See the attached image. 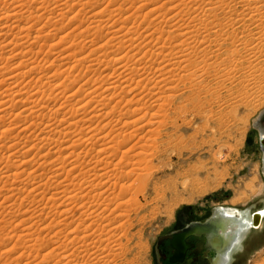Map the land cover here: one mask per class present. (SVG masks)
<instances>
[{
    "label": "rangeland",
    "instance_id": "1",
    "mask_svg": "<svg viewBox=\"0 0 264 264\" xmlns=\"http://www.w3.org/2000/svg\"><path fill=\"white\" fill-rule=\"evenodd\" d=\"M50 1L51 0H47V2L45 3V7H47L48 9L45 8L44 10L41 11L38 5L40 0H28V4L30 6V8L28 9L32 10L35 13L33 15H30L32 19L28 18L30 16L23 17V19L21 18L17 22L18 24L14 21L15 18L12 16H9L7 14L4 15L3 17L0 16V27L1 25L3 26V24H1L2 22L4 23V26L6 27L11 26L10 28H12V30L10 28L6 29V27L2 28L1 32L3 31V29L5 31H3L0 35V40L2 41L3 40L9 41L11 39L13 41L10 44H7V42L5 41H3V43L0 42L1 45L3 44L8 45V46H4L5 48L2 46V51L0 53V58L2 57L1 61H5V64L3 62L2 63L5 65V67L7 66V72H5V75L14 74L15 71L13 69L19 68L17 66L23 60H27V61L33 60L35 62V63L33 62V65L34 64L36 65V63L38 62L37 64H39V68H40L39 70L37 69L38 71L37 70L32 71L30 74L24 76L23 78L21 77L22 79L19 78L20 80H24V81L17 80L13 86H15L16 89H19L18 86L16 87V84L22 83L23 85H26L25 83H27L28 81L27 79L31 80L32 83H35L36 81L37 84L40 83L43 84L44 81L46 83L48 82L47 84L45 83V85L43 84L44 85L43 89H45V93L43 94V97L40 94H38L37 100H32L33 98L31 100L30 99L26 100L28 98L27 93L20 95V97L19 96L16 97L17 100L16 99L14 100L13 102L14 104H11V107L8 108V109L11 108L10 110H12L9 116L6 115L2 117V114L0 113L1 114L0 144L1 143L8 145L10 143L15 144L17 145V150L20 149L19 151L21 153L24 152L21 155L18 152L19 155L17 157H10L12 158L11 160L10 158L9 159L7 158L8 154L10 155L9 152H5L6 154L2 153L3 156L0 154L2 156L0 157L1 158L0 166L2 162L4 163L5 159H8L10 163L13 165L14 163L15 165H21L22 164L21 162L25 160L26 162L27 161L31 162L28 164H25L24 162L23 166L25 167L24 168L25 170H23V173L15 181L16 183L12 184L13 187L12 189H14L12 190V192L9 189L0 190V264H37V263L55 264L58 262L59 259L60 261L62 260L68 261L70 258H68L67 256L64 258L63 256L66 255L64 253H67L66 251H69L67 255L75 254L77 251L76 250L77 246L75 245L79 244L76 243V241L74 240L76 238H73L72 234L70 233V231L74 228V226H78L77 225L78 222H81L82 228L80 227V229L82 234L81 236L83 238L80 236L77 242L80 241L81 238H82L81 240L85 242L84 235L91 234L92 236H94L93 241L95 242L97 240V242L110 241L114 243V244L112 243L113 246L111 245V243H109V245L113 247L111 248L114 251H116V252L113 251V255H114L113 257L116 258L114 259L113 257L111 258L110 261L111 264H156L154 249L155 246H157L160 243L157 242L156 240L157 238H159L160 235L164 234L166 230H169V226L170 224H172L174 217H177V215H179L181 211H187L189 213V217L191 218L199 217L200 215L198 216L197 213L199 212V214L201 215L207 213V211L211 207L210 204L213 201L220 202L221 200L227 199V201L231 200V203L235 204L237 203L236 201L242 198L243 199L247 198L248 196L247 194H249L247 192L246 193L243 192L244 190H242V181L246 183L245 190H247L246 187L250 188L253 178L251 177L249 180H246V178L242 176V171L246 169V166L248 165L250 167L252 166L250 161L253 160L251 158H253L254 156L260 157L259 152H257L259 147L256 146V144L253 145V143L250 145L245 144V141L247 139V135L250 132L252 133L253 136V130L248 131L251 122H253L256 118L257 119L259 118V122L262 120H263L262 122H264V35L261 38H259V34L256 35L251 34V36H249L246 33H243L242 37L235 38L236 42L233 45H231L230 48L227 49L228 51L229 49H237L238 51V52L236 51L237 53H233V54L225 53L226 50H224L218 52V54L215 56L213 55L214 57L212 56V58L208 57L207 61H206V57L204 56L205 51L199 52L201 50L199 48L200 49L199 51L197 50L194 53L190 54L189 55L190 57L187 56L191 61L195 59L192 62L194 63L193 64L194 68H195V64L197 63L196 64L197 66L195 68L197 70L196 72L189 69V67H191L189 65L191 61H189L185 56L186 53L188 52V50H185V52H183L182 54H176L177 51L165 53L166 55L165 59L169 58L170 60H172V62L173 61L175 62L176 60V64L178 66L177 65L168 66V64L166 65L167 63L166 61H161V59L157 58L156 62L154 61V64H152L151 67L149 66L150 63L148 62L149 64H147V66L149 67L146 68L145 70H141L143 72L136 71L138 67L134 65L135 66L133 67L134 70H131L129 72L130 74L128 75L130 76V79L132 77V80H125V75L127 72H122L121 69H116L117 65L111 64L107 66V68L109 69L106 68L107 73L106 71H103L102 73H104L105 75L103 74V77H100L102 73L99 75V73L97 72L98 70L96 69L100 65L101 66L99 68L103 67L102 65L104 64H102V62L101 64L99 62H96L95 64L90 65V63L86 61L79 65L76 63L77 56H79L77 55V53L80 50H84V52L86 51L88 53V55H86L85 53L84 56H89V58H91L95 51H99V54H101L106 50L105 51L106 55L107 53H110V51L112 52L109 54V56L113 55V53L115 52V50H117L119 46L110 43L112 41L113 42L115 41V40H111L113 39L112 38L113 34H111V32L115 30L117 26L121 27L120 25L124 23L125 25L122 26L125 27V31H126L130 27L131 28L133 27V24L131 22L135 20L136 22L135 24H141L139 27V32L142 34V36H144L145 34H147L148 30H150L152 26L158 21V19L153 20V18L155 17L154 14L161 10L159 8V11L158 10L154 11L152 15L149 13V15L152 16L151 18L150 16L144 18L142 15L143 12L144 13L147 12L149 8L151 9L156 4L163 6L164 9L162 11L166 12L167 11L166 9L168 7H171V4L175 3V1L177 0H144L148 4H146L143 8L142 7L138 8L140 7V5L142 6L143 4H145V2L144 1L141 2V0H90V1L62 0L63 2L61 0H59L58 2L57 0L55 1L52 0L51 2ZM60 1L61 4L59 3ZM189 1L190 0H185L184 2L190 4L192 0L190 2ZM194 1L196 5L204 7V4H206L208 0L206 1L194 0ZM138 2H141V4H138ZM57 4H59L60 6ZM136 4L138 5V7ZM182 6H179L178 10L184 9ZM9 8H11V6L8 7L7 4H3V1L1 2V6H0L1 11L9 10ZM24 8L25 7H23L22 12L23 10H25ZM138 9L140 11H138ZM27 12L29 11H26L25 13L23 12L24 15L25 14L27 15ZM217 12L219 13L220 11L218 10ZM134 13H136L135 14L136 16H134ZM196 13L201 14L202 12L200 11ZM187 20L188 19H185V21L181 20L177 22L176 25L182 24L185 26L186 23H188ZM30 21L31 22L34 21V22L31 23ZM175 21L177 20L174 19V21L172 22L167 21L166 22L167 24L163 23L164 25L167 26L166 27L163 25V29H164L163 33L166 34L168 37L166 36L165 37L166 39L165 38L162 39H164L165 42H167L166 44L167 48L169 47L171 48V45L173 46V48H177V47L179 48L181 44H183V46H186L185 44L189 41L188 39L186 40V37L188 36L186 37L182 36L183 38H181L175 33L176 27L174 28L173 26H170ZM13 22H15V25L14 24L12 25ZM147 23L148 24L150 23L149 27H147L148 25L145 26ZM257 23H254L253 25L261 26L262 24L263 26L264 18L262 19L261 24L260 22ZM30 24L31 25L33 24V27H30L29 35L23 36L25 34L24 29L26 27L28 28ZM6 31L8 32L10 31V32L7 34ZM17 31L19 32V34ZM4 32L6 35L3 34ZM37 32L39 33L37 34ZM143 33L145 34L143 35ZM13 34L14 36L17 35L16 39H18L19 41L15 40ZM164 34L163 37L165 36ZM36 36H38L37 38L38 43L33 44L34 43L33 39ZM189 36L192 37V34H190ZM31 37H33V39H31ZM106 39H110V40H106ZM141 39L139 40L137 39V40L142 41ZM197 39L200 40L199 37H197ZM137 40L132 45L130 44V42L125 41L126 42L124 45L125 56H126L125 58H132L131 56L132 53L136 52L135 45L138 42ZM42 41L45 43H43ZM92 42L93 44H91ZM144 43L145 40L142 41V44ZM27 45L31 46L32 47L31 49L33 51L29 52L28 55L25 54L24 56L19 52L20 51L23 52L24 51L23 47L24 46L27 47ZM104 45L106 46L105 49L102 48L105 47ZM14 46L15 48L13 49ZM127 46L128 48L126 49ZM128 49L130 50V52ZM100 50L102 51L100 52ZM29 55L31 58L29 57ZM69 55L70 57H68ZM182 55L185 57H183ZM135 57L137 56H134V58ZM180 57L181 58L183 57V59L186 58L189 61L188 62L189 64L186 65L185 64L186 62H183V61H187L186 59L181 60V62H179ZM203 57L205 59H202ZM204 60L206 61V63ZM181 65L184 66V68ZM30 66H25L24 71H26ZM79 66L81 69H79ZM21 68H19V70ZM72 68L74 70H72ZM112 69L114 72L112 71ZM108 71H111L113 74ZM119 72H121L120 73L121 75L122 73H124L125 75L123 74L121 76ZM52 73L53 74L55 73L57 75L58 73H60V75L56 77L57 75L56 76L55 74L52 75ZM65 74H69L67 75L68 79L66 78L67 76L65 77ZM108 74L109 75L112 74L111 77H109L110 79L113 78V76L115 75L112 81L116 80V78L118 79L119 78L118 76H120L118 82L116 83L118 84L120 83L119 86L122 88V89L118 88L119 90H116V96L114 93V95L111 97V99L113 98L112 102L108 100L109 98H107L106 94L102 93V90L107 85H109L108 82L111 81V80L109 81L108 79L105 80L104 76L106 75L108 76ZM144 74L147 76L143 78ZM38 75H40L39 77L43 79H40ZM51 76L54 77L52 78ZM102 78L103 81L101 80ZM100 80L105 83L104 84L101 82V85L103 86L105 85L104 88L103 86L100 87ZM65 81L66 83H63ZM97 81L98 83L95 85L94 83H96ZM8 82H9L8 80H6L3 83L1 82L0 90H3ZM57 83L60 84L58 85ZM22 84H18L19 87L23 86ZM96 86H98L95 94L97 96L93 98V101L90 100L91 101L89 103L90 105L89 104L87 105L86 111H84L83 113L81 112L75 113V109H77L79 106V104L77 103L78 100H81L83 98L85 99L86 97L85 95L89 91V89L91 87L94 88ZM51 88H53L54 90L51 93V98L55 97L54 99L49 98L47 95V93H49L50 91L49 90L46 91V89H51ZM30 91L34 92L33 86L30 88ZM1 92L2 91H0V97H1ZM98 92L101 95H99ZM67 95H71V96H67ZM98 95L99 97L100 96L103 97H100L101 99H99ZM104 96L106 98H104ZM18 98L21 99L18 100ZM116 98L121 102V103L117 102L120 104L116 103V101H118ZM23 99L25 100V102H23ZM38 100L41 101L37 103L38 105L41 106L42 103L43 104L46 103L45 106L44 105L42 106L47 108H43L42 110L41 107L39 106L37 108L40 111L36 110V114L31 113L29 110L31 107L30 108L28 107L33 106L34 102H37ZM99 104L100 105L104 104V105L99 106ZM116 104H117V108L115 106ZM58 106L59 107L62 106V108L57 109ZM122 106H124V108ZM25 107L28 108V109L26 108V111L24 110ZM97 107H99L100 109ZM55 108L59 111L57 114L56 112H54ZM50 109L52 112L50 111ZM66 109L70 114L67 112ZM71 109L72 110L74 109L73 113ZM98 109H99V114L97 116H94V114L92 113H96V110ZM113 109L116 111H114ZM41 110L43 112H41ZM100 110L104 111L105 113L101 112ZM124 111H125V119L124 118L120 119V115L124 114ZM19 112H21L22 115L17 114ZM26 112L29 113L27 114ZM127 112L128 114L126 115ZM62 113L63 114L65 113V115H62ZM23 114L25 116H23ZM101 114L106 117L104 116L98 117L101 116ZM33 115H35L36 117ZM55 116H57L55 122H57V124L61 123L59 124L60 126H58L57 129L60 130L61 129L60 127L67 126L72 120L73 121L75 120V121H80L79 122L80 124L76 123V126L72 125L73 127L71 126L72 128L70 129L69 135L73 136L75 134H78L81 138L83 137L90 138L94 136L91 139L92 141L94 140L93 143L91 140L87 142L86 141L87 138L86 139L83 138L84 141L82 142L83 143L82 147L86 151L89 150L87 151L89 153H86L84 158L79 159L80 162H85L82 163V165L85 164V167L82 168V166H79L77 168L78 170L76 169L71 170L73 173L70 171V165H68L67 161L64 163L65 165H63L64 166L63 168L65 169L64 170L63 168H61L62 170L57 169L56 173L55 171L54 173H52L53 170L50 171L49 169L51 167L50 164H47V162L48 163L51 162L50 159H53V157H56L59 154V152L55 151V149L60 151V149L62 148L61 152L64 151L66 152V150H64L65 148H63V146L65 147V145L66 147L69 146L70 149H74V147L77 148L76 146L77 144H75V146L71 148L73 137L71 138V136L69 137L68 135L66 139L64 138L67 141H64L63 139L64 141L63 142L61 140L60 143L62 144L59 145L58 147L59 149L57 148L52 149L53 152L50 148H46V146L45 148L38 149L39 146H41L40 144L38 145L37 148V146L32 147L30 143V142L38 143V141L34 138L36 137L37 133L33 132V130H35V127H33L35 123L39 121L45 124L47 123L48 119H51L52 117ZM91 116L92 118L94 117L97 118L92 119ZM38 117L39 119H37ZM68 117H70V119ZM239 117L241 118V120ZM60 118H62V122H59ZM85 119L86 120L92 119V120L84 121ZM122 119H124L125 122H121L124 121ZM66 120H68L69 122ZM83 121L85 123H83ZM31 122L34 125L31 126L30 128ZM27 123L29 125H27ZM82 123L85 125H83ZM88 123H90V125ZM104 123L105 124L108 123V124L103 125ZM25 124L27 126H24ZM20 126L22 128L26 127V129H28L29 131L25 129L26 133L25 131L21 132L20 130L22 128ZM79 126L81 128L83 126L84 129H81ZM86 126H90V127L92 126L89 129L88 134L91 131L93 132L94 130V133L91 132L93 136L91 134L89 136H86L88 135L86 133L87 131ZM96 126L98 128V131H96L97 135L95 134V130H97ZM75 127L77 128L76 129L77 131L75 130ZM32 128L34 129L32 130ZM57 129H55L54 132V134L56 135L54 136L53 134L54 137L50 136L53 137V139H56L58 136V134L56 133L58 131ZM99 130L102 131V133L98 134ZM113 130H115L114 131L116 133V135L114 134L115 136L113 135L114 133ZM104 132L108 134L106 135L104 134ZM31 133L35 136H33ZM48 133L49 132H46L40 137L43 136L49 137ZM102 134L106 135L105 138L104 139L100 138V140H98L99 136H102ZM129 134H132L133 136L129 138L128 137L130 136ZM126 136L127 138H129L128 141L126 140ZM11 137L13 138L15 137L13 141L11 140L12 139ZM81 138L80 140H82ZM113 138H115V140ZM51 140L52 139H49V141ZM108 141H112L111 143L116 145H119V142H121V144L125 143V147H126L125 151L128 150L127 148H130L125 155L127 158L126 157H125L126 159L121 158L122 150H119V152L116 151L117 152L116 154L115 152H112L113 149H111L112 151L110 150L111 152L108 151L107 155H104L105 154L104 152L99 153L98 150L105 148L104 143ZM25 143H28V145L26 144L27 145L26 146ZM134 144L138 146L136 149L130 147L131 145ZM26 151H28V153L25 154ZM141 151L142 153L145 152L143 155L144 157L138 154V152ZM93 153H95L96 155ZM111 153H113V155ZM127 154H129L130 158H128L129 156ZM114 155L117 156L115 157ZM45 156L47 157L48 161L45 162L46 164H42L44 160L43 158H45ZM94 159H96V161H98L99 159V163L97 162L98 164H96L97 168L93 167V169L92 168L90 169V167L93 165V163L90 162H94ZM39 160L42 161L40 162ZM133 160L135 163L133 162ZM124 161H126V163ZM116 162H118L120 166L119 165L117 166ZM38 164L40 167L38 166ZM123 165L125 166L121 167ZM80 169L81 170L83 169L82 172ZM85 170H87L88 173ZM119 172H122L123 175L120 176L121 173ZM60 173L62 174V176ZM52 174H54L57 177L53 176ZM108 174L110 176L115 177V180L119 178L117 180L118 182L114 181V178L112 177L110 178ZM115 174L116 175L118 174V177H116ZM32 175L34 177H36L37 175L36 179H33L34 177H32ZM122 176L123 177L128 176V177L124 179ZM235 177L237 178L236 180H234ZM83 179L85 180L82 181ZM87 179L88 180L90 179L89 181L92 182L94 181L93 184L94 183L96 184L90 187L91 185L86 184L87 182H89ZM255 179L256 178H254V180ZM193 180L196 182L195 185L196 187L194 191L191 185L194 182ZM66 182H68L69 184ZM82 182L84 183L86 182V183L81 186L82 188H79L80 183ZM115 182L116 184L118 183V185H115ZM120 183L121 185L122 184L124 185V183L126 185V186L124 185V187H126L125 195L123 194L124 196H121L123 198L118 196V193L119 192L122 193L124 189L123 187L122 189H120V191H118V188L121 187ZM73 184H77L78 187ZM42 187H44V189ZM74 187L76 188L75 190H73ZM89 187L92 189H90ZM78 188H79L78 194L80 195V197L79 195L76 196L78 198V201L77 204L74 205L77 206L79 203L80 204L88 203L87 205H85L86 207H84L83 210H85V208H88L86 209V212L87 210H89L90 212L91 209H94L97 213L95 211L93 212V210L91 213L94 214V217L96 219L93 216H86L88 217V218L85 217L86 220L84 218V220L80 221L78 216L74 213L73 208L75 206H73V204L70 205L71 203L63 202L64 201L63 199H65V197L75 193V191H77ZM190 188H192L191 191ZM44 190L48 194L44 195L45 198H41L43 194L42 192H44ZM89 190H91L92 192ZM60 192H62V194ZM54 193L56 196L54 195ZM57 194H59L58 197ZM84 194L86 195L84 196ZM53 196L57 199L60 196L62 197L56 202L53 200L54 203L52 202L53 204L51 203L52 204L51 205L49 201L51 202L52 199H55ZM83 196L85 199L89 198V201L85 200ZM94 197L95 200H93ZM82 198L84 199V202H82L83 200ZM91 201L93 202V204L90 203ZM250 201H252V199ZM69 208L71 209L70 211L67 210ZM64 210H67L69 212H67V214L63 213L65 212ZM107 217H109L110 219ZM94 219L97 220V222ZM93 220L95 222H93ZM83 221H87L85 222V225L89 226V224H91L87 228L88 230L83 229V225H84L82 223ZM99 221H102L103 225L101 222L99 223ZM69 222L70 225L67 224ZM50 223L52 224L50 225ZM100 226L101 228L104 227L105 229H101ZM97 230L100 235H98V233H95L97 232ZM159 233L160 235L156 238V236ZM65 235L72 236V239L74 241L70 239L71 238L70 236H68V238L71 241L66 240V238L64 237ZM96 236H98L97 237L98 239L95 240ZM115 240L119 242H116ZM62 242L64 244L65 242L66 243L69 242L70 244L68 243V245L65 244L66 246L65 245L62 246L61 245L63 244ZM73 242L74 244H72ZM88 242L89 241L87 238L86 243ZM5 243L7 245H5ZM24 245L26 246L27 249L24 248L25 247ZM47 245L51 246L52 248ZM58 245H61L62 247H58ZM115 245H118L119 247ZM67 246H69L70 248ZM41 247H44L43 248L44 251L40 250ZM64 247H67L68 250H66ZM60 248L62 249L61 252H60ZM164 248L166 250L168 248L167 245H164ZM64 249L65 252H62L64 251ZM36 250L37 251L39 250L38 251L39 253ZM46 253L47 254L51 253L52 256L54 255L53 257L51 256L48 259V262L45 261L46 260L45 256H42L43 254L47 255ZM81 254L83 255V253ZM169 257L166 258L165 261L166 264L172 263L171 261H169ZM84 258L86 257L84 256ZM55 259L58 260L55 261ZM80 259L82 261V258H80L79 256L77 261L74 260L76 261V264L83 263V261L82 263L80 262ZM43 261H45V263H43ZM66 261L64 264H71V263L75 264L74 261L70 263L69 262L66 263ZM262 261H264V226L262 230L252 235V237H250L247 240V242H245L244 251L240 252L236 256L235 262L233 264H263L264 262L262 263ZM59 263L63 264V262L62 263L58 262L57 264Z\"/></svg>",
    "mask_w": 264,
    "mask_h": 264
},
{
    "label": "bare ground",
    "instance_id": "2",
    "mask_svg": "<svg viewBox=\"0 0 264 264\" xmlns=\"http://www.w3.org/2000/svg\"><path fill=\"white\" fill-rule=\"evenodd\" d=\"M3 1V4H7L8 5V7L9 6H11V8H9V10H5V11H1V9H0V16L1 17H3L4 15H9V16H12V17H14L15 18V22L17 23L21 18L23 19V17H27V16H30V15H33L35 12H33L32 10H30V9H28V8H30V6H29V4H28V0H0V6H1V2ZM52 1V0H51ZM50 1V2H51ZM55 1V0H54ZM53 1V2H54ZM59 0H57V2H58ZM62 1V0H61ZM61 1L59 2L60 4H61ZM90 1V0H89ZM144 0H141V2H143ZM179 0H177V1H175V3H173V4H171V7H168L166 10V12H163L162 10L164 9V7L163 6H161V5H154L151 9L149 8V10L147 11V12H143V17L144 18H147V16L149 17L150 16V18L152 17L151 15L153 14V12L154 11H156V10H158L159 11V8H160V10L161 11H159V12H157V13H155L154 15H155V17L153 18V20L154 19H158V21L152 26V28L150 29V30H148V32H147V34H145V33H143V35L144 36H142V34L139 32V27H140V25L141 24H135L136 22H135V20L134 21H132L131 23L133 24V27L131 28H129V29H127L126 31H125V27L124 26H122V25H125L124 23L122 24V25H120L121 27H119V26H117V28H115V30H110V31H112L111 32V34H113V36H112V38L113 39H111V40H115L114 42L112 41V42H110V43H113V45L114 44H116L117 46H119L118 48H117V50H115L114 48V50H115V52L113 53V55H110V56H112V57H110L109 56V54L112 52V51H110V53H107V55L105 54V51L103 52V53H101V54H99V51H95L94 53H93V56L91 57V58H89V56H84V54L86 53V55H88V53L85 51L84 52V50H80L78 53H77V55H79V56H77V59H76V63L77 64H82L83 62H88V63H90V65H93V64H95L96 62H99L100 64H101V62H102V64H104V65H102L103 67H101V68H99V67H97V69L96 70H98L97 72L99 73V75L103 72V71H106L107 69H109V68H107V66L108 65H111V64H115V65H117L116 67V69H121L122 70V72H127L126 73V75L124 74V73H122V75L124 74L125 75V80H132V77H131V79H130V76H128L130 73V71L131 70H134V68L133 67H135L134 65H136L138 68H137V70H136V68H135V70L136 71H141V70H145L146 68H148L149 66L151 67V65L152 64H154V61L156 62V59L157 58H159V59H161V61H166L165 63H166V65L168 64V66H171V65H177L176 64V60H175V62L173 61L172 62V60H170L169 58H167V59H165V53L166 52H174V51H177L176 52V54H182L183 52H185V50H188V52L186 53V55L185 54H183V55H185L186 57L188 56V57H190L189 55L190 54H192V53H194L195 51H199L200 49V51L199 52H201V51H205V57H206V61H207V58L209 57V58H212V56L214 55H217L218 54V52H221V51H224V50H226V52L225 53H231V54H233V53H237L238 51H237V49H229V51L227 50L228 48H230V46L231 45H233L235 42H236V39L235 38H240V37H242V35H243V33H246L247 35H249V36H251V34L252 35H256V34H259V38H261L263 35H264V28H263V26H262V24H261V22H262V19L264 18V0H208L207 2H206V4H204V7H201V6H199V5H196L195 4V1L194 0H190L189 2H190V4H188V3H185L183 0L182 1H179ZM206 1V0H205ZM30 2V1H29ZM32 2V1H31ZM38 2V1H37ZM47 2V0H40V2H39V8L41 9V11L42 10H44L45 8H47V7H45V3ZM63 2V1H62ZM141 2H138V4H141ZM145 2V1H144ZM55 3V2H54ZM53 3V4H54ZM70 3V2H69ZM150 3V2H149ZM153 3H154V1H153ZM168 3H171V2H168ZM68 4V3H67ZM71 4V3H70ZM146 4H148L147 2H145V4H143L142 6L140 5V7H138V5H137V7L138 8H143ZM161 4V3H160ZM162 4H164V3H162ZM182 4H183V6H182ZM56 5V4H55ZM54 5V6H55ZM57 5H59V4H57ZM91 5V4H90ZM151 5V4H150ZM202 5V4H201ZM4 6V5H3ZM47 6V5H46ZM60 6V5H59ZM67 6V5H66ZM179 6H182L184 9H181V10H178L179 8ZM23 7H25L24 9L26 10V11H29V12H27V15L25 14L24 15V13L26 12L25 10H23V12H22V9H23ZM26 7H27V9H26ZM63 7V6H62ZM136 7V8H137ZM34 8V7H33ZM38 8V9H39ZM7 9V8H6ZM48 9V8H47ZM84 9V8H83ZM37 10V9H36ZM128 10V9H127ZM178 10V11H177ZM220 11L219 13L217 12V11ZM68 11V10H67ZM93 11V10H92ZM91 11V12H92ZM138 11H140L139 9H138ZM146 11V10H145ZM202 12L201 14L200 13H196V12ZM128 12H130V11H128ZM137 12V11H136ZM142 12V11H141ZM162 12V13H161ZM174 12V13H173ZM133 13V12H132ZM149 13L151 14V15H149ZM136 13H134V16H136L135 15ZM126 15H127V13H126ZM125 15V16H126ZM130 15H131V13H130ZM141 15V16H142ZM94 16H96V15H94ZM98 16V15H97ZM115 17V16H114ZM28 18H31V16L30 17H28ZM129 18V17H128ZM140 18V17H139ZM176 18H178V19H176ZM1 19H3V18H1ZM32 19V18H31ZM101 19V18H100ZM134 19V18H133ZM174 19L175 20H177V21H175L172 25H170V26H173L174 28L176 27V30H175V33L178 35V36H180L181 38H183V37H186V36H188V37H186V40L188 39L189 41L185 44L186 46H183V44H181L180 46H179V48L177 47V48H173V46L171 45V48L169 47V48H167V46H166V44H167V42H165V40L164 39H162V38H165L167 35L166 34H164L163 33V31H164V29H163V23H166L167 21H174ZM185 19H188L187 21H188V23H186V25L184 26V25H182V24H179V25H176V23L177 22H179V21H185ZM30 20V19H29ZM28 20V21H29ZM43 20V19H42ZM109 20V19H108ZM107 20V21H108ZM127 20V19H126ZM139 20V19H138ZM46 21V20H45ZM5 22V21H4ZM15 22H13L12 23V25L14 24L15 25ZM31 22V21H30ZM29 22V23H30ZM32 22H34V21H32ZM31 22V23H32ZM129 22V21H128ZM155 22V21H154ZM257 22H260V24H261V26L259 25V26H254L253 24L254 23H257ZM131 23H129V24H131ZM181 23V22H180ZM184 23V22H183ZM1 24H3V26L1 25V27H0V35H1V33L3 32V31H5L4 29H3V31L1 32V29L2 28H4V27H6V26H4V23H2L1 22ZM5 24H7V23H5ZM18 24V23H17ZM109 24V23H108ZM167 24V23H166ZM185 24V23H184ZM258 24V23H257ZM148 25V26H147ZM168 25H169V23H168ZM251 25H253V26H251ZM102 26V25H101ZM128 26V25H127ZM132 26V25H131ZM145 26H147V27H149L150 26V23L148 24H146ZM164 26H166V25H164ZM11 27V26H10ZM10 27H6V29H9ZM30 27H33V24L31 25L30 24V26L27 28H25L24 29V32H25V34L23 35V36H28L29 35V31H30ZM35 27V26H34ZM80 27V26H79ZM95 27V26H94ZM147 27H145V28H147ZM167 27V26H166ZM14 28V27H13ZM42 28V27H41ZM40 28V29H41ZM128 28V27H127ZM11 30H12V28H10ZM33 29V28H32ZM35 29V28H34ZM55 29V28H54ZM10 30V31H11ZM142 30V29H141ZM9 31V32H10ZM18 31H19V29H18ZM17 31V32H18ZM21 31V30H20ZM35 31V30H34ZM59 31V30H58ZM150 31V32H149ZM7 32V34L9 33L8 31H6ZM14 32V31H13ZM139 32V33H138ZM12 33V32H11ZM16 33V32H15ZM39 32H37V34H38ZM42 33V32H41ZM72 33V32H71ZM3 34H5V32L3 33ZM17 34V33H16ZM18 34H19V32H18ZM17 34V35H18ZM163 34L165 35L164 37H163ZM175 34V35H176ZM190 34H192V37H190L189 35ZM6 35V34H5ZM4 35V36H5ZM17 35L16 36H14V34H13V36L15 37V40H17V41H19L18 39H16L17 38ZM36 35V34H35ZM137 35V36H136ZM172 35V34H171ZM176 35V36H177ZM19 36V35H18ZM183 36V37H182ZM111 37V36H110ZM141 37H142V39H141ZM168 37V36H167ZM169 37H170V34H169ZM197 37H199V39L200 40H198L197 39ZM23 38V37H22ZM27 38V37H26ZM37 38H38V36H36V37H34V39H33V37H31V39H33V44H37L38 43V40H37ZM106 38H108V37H106ZM7 39V38H6ZM59 39H60V37H59ZM139 39H141L142 41L143 40H145V43L144 44H142V41H138ZM166 39V38H165ZM179 39V38H178ZM9 40V39H8ZM40 40H42V39H40ZM85 40V39H84ZM88 40V39H87ZM106 40H110V39H106ZM136 40L138 41L137 42V44L135 45L136 46V52H134V53H132V58H125L126 56H125V49H124V45H125V43L126 42H130V44L132 45V44H134L135 42H136ZM174 40H176V39H174ZM3 41H5V40H3ZM3 41L2 40H0V42H2L3 43ZM30 41V40H29ZM126 41V42H125ZM5 42H7V44H10L11 42H13L12 41V39L11 40H9V41H5ZM32 42V41H31ZM43 42V41H42ZM106 42V41H105ZM184 42V41H183ZM16 43V42H15ZM43 43H45V42H43ZM104 43V42H103ZM14 44V43H13ZM12 44V45H13ZM17 44V43H16ZM19 44V43H18ZM91 44H93V42L91 43ZM105 44V43H104ZM107 44V43H106ZM129 44V45H130ZM168 44H169V42H168ZM175 44V43H174ZM207 44V45H206ZM0 45H1V43H0ZM100 45V44H99ZM150 45V46H149ZM2 46L4 47V46H8V45H6V44H3V45H1L0 46V53H1V51H2ZM34 46V45H33ZM103 46V45H102ZM105 46V45H104ZM110 46V45H109ZM148 46V47H147ZM177 46V45H176ZM25 47V48H24ZM23 47V49H24V51L23 52H19L20 54H23L24 56H25V54H27L28 55V53L29 52H31V51H33L31 48V46H29V45H27V47L26 46H24ZM35 47V46H34ZM39 47V46H38ZM43 47H45V46H43ZM54 47H55V45H54ZM68 47V46H67ZM99 47H101V46H99ZM98 47V48H99ZM113 47V46H112ZM133 47V46H132ZM5 48V47H4ZM15 48V46L13 47V49ZM22 48V47H21ZM40 48V47H39ZM79 48V47H78ZM89 48V47H88ZM102 48H106V46L105 47H102ZM116 48V47H115ZM128 48V46L126 47V49ZM200 48V49H199ZM51 49V48H50ZM68 49V48H67ZM90 49V48H89ZM96 49V48H95ZM95 49H93V50H95ZM100 49V48H99ZM103 49V50H104ZM169 51H168V50ZM174 49H176V50H174ZM10 50H12V49H10ZM88 50V49H87ZM111 50V49H110ZM129 50V49H128ZM17 51V50H16ZM15 51V52H16ZM50 51V50H49ZM48 51V52H49ZM102 50H100V52H101ZM228 51V52H227ZM237 51V52H236ZM91 52V51H90ZM89 52V53H90ZM129 52H130V50H129ZM203 53V52H202ZM13 54V53H12ZM35 54V53H34ZM129 54V53H128ZM134 54V55H133ZM170 54V53H169ZM174 54V53H173ZM196 54V53H195ZM199 54V53H198ZM22 55V56H23ZM64 55H67V54H64ZM182 55V56H183ZM14 56V55H13ZM17 56V55H16ZM35 56H37V55H35ZM114 56V57H113ZM134 56H137V57H135L134 58ZM161 56V57H160ZM185 56H183V57H185ZM213 56V57H214ZM29 57H30V55H29ZM41 57V56H40ZM68 57H70V55L68 56ZM101 57H103V58H101ZM183 57L181 58L180 57V61L179 62H181V60H185V59H183ZM187 57V59L189 60V58ZM25 58H27V57H25ZM31 58V57H30ZM177 58H179V57H177ZM1 59H2V57L0 58V83L2 82H5L6 80H8L9 82L7 83V85H5V87H4V89L3 90H0V91H2L1 92V97H0V113L2 114V117L3 116H6V115H8L9 116V114H11V111L12 110H10V109H8L9 107H11V104H14L13 102H14V100L16 99L17 100V98L16 97H20V95H23V94H28V98L26 99V100H28V99H32V100H37V96H38V94H40L42 97H43V94L45 93V89H43L44 87V85H45V81L43 82V84H37L36 83V81H35V83H32L31 82V80H29V79H27L28 81H27V83H25L26 85H23L22 83H17L16 84V87L18 86V88L19 89H16L15 88V86H13L15 83H16V81L17 80H19V81H24V80H20V79H22L24 76H26V75H28V74H30L32 71H35V70H39L40 68H39V64H37L38 62V60L36 61L37 63H36V65L34 64L33 65V60L32 61H27V60H23V61H21V63L20 64H18V66L17 67H19V68H21L20 70H19V68H15V69H13L14 71H15V73L14 74H12V75H5V72H7V66L5 67V61H1ZM5 59V58H4ZM3 59V60H4ZM44 59V58H43ZM42 59V60H43ZM71 59V58H70ZM171 59H173V58H171ZM186 59V60H187ZM197 59V58H196ZM202 59H205L204 57L202 58ZM6 60V59H5ZM10 60V59H9ZM30 60V59H29ZM46 60V59H45ZM44 60V61H45ZM133 60V61H132ZM183 61V62H186L185 64L187 65V64H189L188 62L189 61H191V60H189V61ZM193 60H195V59H193ZM192 60V61H193ZM48 61V60H47ZM178 61V60H177ZM191 61V63L189 64L191 67H189V69H191L192 71H197L195 68H196V64H195V68L193 67V62ZM205 61V60H204ZM206 61H205V63H206ZM4 64H3V63ZM7 62V61H6ZM42 62V61H41ZM150 64H149V63ZM199 62V61H198ZM35 63V62H34ZM47 63V62H46ZM204 63V62H203ZM147 64H149V66H147ZM164 64V63H163ZM6 65H8V64H6ZM30 65H32V66H30ZM42 65V64H41ZM50 65V64H49ZM74 65V64H73ZM84 65H86V64H84ZM89 65V66H90ZM156 65V64H155ZM154 65V66H155ZM184 65V64H183ZM188 65V66H189ZM21 66V67H20ZM25 66H30L26 71H24V67ZM98 66V65H97ZM113 66V65H112ZM178 66V65H177ZM182 66V65H181ZM185 66V65H184ZM184 66H182L183 68H184ZM9 67V66H8ZM41 67V66H40ZM82 67V66H81ZM162 67H163V65H162ZM186 67V66H185ZM208 67V66H207ZM10 68H12V67H10ZM27 68V67H26ZM69 68V67H68ZM99 68V69H98ZM107 68V69H106ZM133 68V69H132ZM154 68V67H153ZM168 68V67H167ZM23 69V70H22ZM66 69V68H65ZM79 69H81L80 68V66H79ZM87 69H88V67H87ZM95 69V68H94ZM198 69V68H197ZM12 70V69H11ZM37 70V71H38ZM41 70H43V69H41ZM40 70V71H41ZM72 70H74L73 68H72ZM96 70H95V72H96ZM152 70V69H151ZM178 70H179V68H178ZM188 70V69H187ZM63 71V70H62ZM61 71V72H62ZM112 71H113V69H112ZM120 71V70H119ZM147 71V70H146ZM156 71V70H155ZM170 71H172V70H170ZM186 71V70H185ZM60 72V73H61ZM67 72V71H66ZM108 72H111V71H108ZM114 72V71H113ZM137 72V73H138ZM141 72H143V71H141ZM179 72V71H178ZM194 72V73H195ZM38 73V72H37ZM60 73H58V75H60ZM68 73V72H67ZM106 73H107V71H106ZM112 73V72H111ZM121 72H119V74H120ZM132 73V72H131ZM153 73V72H152ZM193 73V72H192ZM55 74V73H54ZM53 73H52V75H54ZM62 74V73H61ZM77 74V73H76ZM103 74L104 73H102V75L100 76V77H103ZM113 74V73H112ZM112 74H108V76L106 75V76H104L105 77V80H111L110 82H108V84L109 85H107L106 87H105V85L103 86V85H101V82L103 81V78L100 80V87H102L103 86V90H102V93H104V94H106V96H107V98H109L108 100H110L111 102H112V99H111V97L114 95V93H115V96H116V90H119L118 88H120V89H122L119 85H120V83L118 84V83H116V82H118V79L120 78V76H118L119 78L117 79L116 78V80H113L112 81V79L114 78V76H113V78H109V77H111V75ZM166 74H167V72H166ZM177 74H179V73H177ZM49 75H51V74H49ZM57 74H55V76H56ZM58 75L56 76V77H58ZM67 75H69V74H65V77L67 76ZM85 75V74H84ZM91 75V74H90ZM97 75V74H96ZM98 75V76H99ZM105 75V74H104ZM121 75V74H120ZM121 75V76H122ZM133 75V74H132ZM155 75V74H154ZM35 76V75H34ZM40 75H38V77H39ZM46 76V75H45ZM89 76V75H88ZM140 76V75H139ZM145 76H147V75H145L144 74V76H143V78L145 77ZM149 76V75H148ZM165 76V75H164ZM190 76H191V74H190ZM22 77V78H21ZM50 77V76H49ZM49 77H48V79H49ZM52 78L54 77V76H51ZM55 77V78H56ZM65 77H63V78H65ZM138 77V76H137ZM142 77V76H141ZM20 78V79H19ZM40 78V77H39ZM67 79H68V76L66 77ZM86 78V77H85ZM139 78V77H138ZM137 78V79H138ZM147 78V77H146ZM152 78V77H151ZM168 78H170V77H168ZM30 79H32V78H30ZM36 79V78H35ZM40 79H43V78H40ZM45 79V78H44ZM59 79V78H58ZM61 79V78H60ZM82 79H83V77H82ZM96 79H97V77H96ZM63 80V79H62ZM89 80V79H88ZM122 80V79H121ZM123 80H124V78H123ZM143 80V79H142ZM141 80V81H142ZM95 81V80H94ZM34 82V81H33ZM60 82V81H59ZM82 82V81H81ZM125 82V81H124ZM48 83V82H47ZM46 83V84H47ZM63 83H66V81L65 82H63ZM98 83V81L96 82V83H94L95 85ZM102 83H104V82H102ZM152 83V82H151ZM155 83V82H154ZM18 84H22L23 86H21V87H19V85ZM58 84V83H57ZM60 84V83H59ZM58 84V85H59ZM74 84V83H73ZM86 84V83H85ZM84 84V85H85ZM105 84V83H104ZM142 84V83H141ZM2 85V84H1ZM55 85V84H54ZM81 85H82V83H81ZM95 85H92V86H95ZM151 85V84H150ZM33 86V88H34V92H31L30 91V88ZM49 86V85H48ZM51 86V85H50ZM87 86H88V84H87ZM123 86V85H122ZM55 87V86H54ZM53 87V88H54ZM81 87V86H80ZM99 87V88H100ZM53 88H51V89H46V91L47 90H49L50 92L49 93H47V95H48V97L49 98H51V93L54 91L53 90ZM98 88V86H96V87H94V88H90L89 89V91L86 93V95H85V93H84V95L86 96L85 97V99L83 98V99H81V100H78V104H79V106H78V108L77 109H75V113H79V112H81V113H83L84 111H86V109H87V105L91 102L90 100H92L93 101V98L94 97H96L97 95H95L96 94V89ZM154 88V87H153ZM82 89V88H81ZM138 89V88H137ZM61 90V89H60ZM101 90V89H100ZM74 91V90H73ZM80 91V90H79ZM97 91H99V90H97ZM123 91V90H122ZM64 92V91H63ZM83 92V91H82ZM99 92H101V91H99ZM98 92V93H99ZM74 94V93H73ZM72 94V95H73ZM80 94V93H79ZM138 94V93H137ZM53 95H55V94H53ZM57 95V94H56ZM83 95V94H82ZM99 95H101L100 93H99ZM99 95H98V97H99ZM118 95H119V93H118ZM159 95V94H158ZM67 96H71V95H67ZM74 96V95H73ZM109 96V97H108ZM57 97V96H56ZM100 97H103V96H100ZM99 97V99H101ZM55 97H53V98H51V99H54ZM104 98H106L105 96H104ZM115 98V97H114ZM118 98V97H117ZM116 98V99H117ZM21 98H18V100H20ZM43 99V98H42ZM64 99V98H63ZM70 99V98H69ZM98 99V98H97ZM98 99V100H99ZM150 99V98H149ZM98 100H96V101H98ZM104 100V99H103ZM102 100V101H103ZM118 100V99H117ZM40 100H38L37 102H34V105L33 106H27L28 108H30L29 110H30V112L31 113H35L36 114V110L37 111H40L37 107H39L40 105H38L37 103L39 102ZM100 101V100H99ZM20 102V101H19ZM22 102V101H21ZM23 102H25V100L23 99ZM41 102V101H40ZM43 102H44V100H43ZM117 102H120L119 100L118 101H116V103ZM125 102V101H124ZM47 103H48V101H47ZM102 103V102H101ZM121 103V102H120ZM120 103H117V104H120ZM40 104V103H39ZM46 104V103H45ZM45 104H43L42 103V105H44L45 106ZM107 104V103H106ZM108 104H110V103H108ZM117 104L115 105L116 106V108H117ZM40 106L41 107V109L43 110V108H47V107H43V106ZM71 105V104H70ZM90 105V104H89ZM104 104H99V106H103ZM108 106V105H107ZM27 107H25V111H26V108ZM106 107V106H105ZM123 108H124V106H122ZM24 108V107H23ZM23 108H21V109H23ZM27 108V109H28ZM37 108V109H36ZM62 108V106L61 107H59L58 106V108L57 109H61ZM97 108H99V107H97ZM96 108V109H97ZM101 108H104V107H101ZM56 108H55V110H54V112H56V114L59 112L58 110H57ZM74 109L72 110V113L74 112ZM100 109V108H99ZM99 109L98 110H96V113H92V114H94V116H97L98 114H99ZM112 109V108H111ZM115 109V108H114ZM113 109V110H114ZM148 109H150V108H148ZM23 110V111H24ZM41 110V112H43ZM47 110V109H46ZM67 110V109H66ZM70 110V109H69ZM92 110H93V107H92ZM105 110V109H104ZM50 111H51V109H50ZM65 111V110H64ZM63 111V112H64ZM101 111V110H100ZM114 111H116V110H114ZM123 111V110H122ZM141 111V110H140ZM18 112V111H17ZM52 112V111H51ZM53 112V113H54ZM67 112H68V110H67ZM98 112V113H97ZM101 112H104V111H101ZM109 112V111H108ZM13 113H15V112H13ZM27 113V112H26ZM29 113V112H28ZM27 113V114H28ZM69 113V112H68ZM71 113V114H72ZM105 113V112H104ZM110 113V112H109ZM118 113H121V112H118ZM130 113V112H129ZM0 114V115H1ZM17 114H21V112H19V113H17ZM41 114V113H40ZM52 114V113H51ZM51 114H50V116H51ZM70 114V113H69ZM128 114V112L126 113V115ZM159 114V113H158ZM22 115V114H21ZM31 115V114H30ZM29 115V116H30ZM62 115H65V113L63 114L62 113ZM119 115V114H118ZM7 116V117H8ZM23 116H25L24 114H23ZM33 116H35V115H33ZM48 116V115H47ZM67 116H68V114H67ZM67 116H64V117H67ZM72 116H74V115H72ZM93 116V115H92ZM92 116H91V118H92ZM102 116H104V115H102L101 114V116H98V117H102ZM113 116V115H112ZM131 116V115H130ZM19 117V116H18ZM36 117V116H35ZM104 117H106V116H104ZM17 118V117H16ZM15 118V119H16ZM32 118H34V117H32ZM57 118V116H55V117H52L51 119H48L47 120V123H45V124H43V122L41 123V122H37V123H35V125L34 124H32V122L30 123V128H31V126H33V127H35V130H33L34 128H32V130H33V132H36L37 134H36V137H34L37 141H38V143L36 142V143H32V142H30L31 143V145H32V147H36L37 146V148H38V145L40 144L41 146H39V148L38 149H42V148H45V146H46V148H50L51 150L52 149H55V148H57V149H59L58 147H59V145H61L62 143H60L61 142V140L63 141V139L65 138L66 139V137L70 134V129L73 127L72 125H75L76 126V123H78V124H80L79 122L80 121H71L67 126H63V127H60L61 129L59 130V129H57V127L58 126H60L59 124H61V123H59V124H57V122H55L56 119ZM69 119H70V117H68ZM78 118V117H77ZM94 118H97V117H94ZM94 118H92V119H94ZM118 118H119V116H118ZM121 118H124L125 119V111H124V114H121L120 115V119ZM240 118V117H239ZM37 119H39V117L37 118ZM42 119V118H41ZM46 119V118H45ZM59 119V118H58ZM88 119H89V117H88ZM84 120V121H91L92 119H90V120ZM124 119H122V120H124ZM44 120V119H43ZM61 120V121H60ZM60 120H59V122H62V118H60ZM65 120V119H64ZM240 120H241V118H240ZM239 120V121H240ZM37 121V120H36ZM42 121V120H41ZM66 121H68V120H66ZM83 121V123H85ZM69 122V121H68ZM93 122V121H92ZM105 122V121H104ZM118 122V121H117ZM121 122H125V120L124 121H121ZM12 123V122H11ZM64 123V122H63ZM62 123V124H63ZM82 123V124H83ZM101 123V122H100ZM17 124V123H16ZM81 124V125H82ZM89 125H90V123H88ZM108 124V123H107ZM107 124H103V125H107ZM142 124V123H141ZM12 125V124H11ZM10 125V126H11ZM27 125H29L28 123H27ZM26 124L24 125V126H27ZM66 125V124H65ZM83 125H85V124H83ZM120 125V124H119ZM22 126V125H21ZM20 126V127H21ZM72 126V127H71ZM116 126H117V123H116ZM115 126V127H116ZM139 126V125H138ZM80 127V126H79ZM87 127V131H86V133L88 134V132H89V129L92 127H90V126H86ZM2 128H3V126H2ZM6 128V127H5ZM22 128V127H21ZM81 128V127H80ZM158 128V127H157ZM25 129H26V127L25 128H22L20 131L22 132V131H25ZM55 129H57L56 131V133L58 134V136H57V138L56 139H53V137L56 135V134H54V132H55ZM77 128L75 127V130H76ZM79 129V128H78ZM81 129H84V127L82 126V128ZM96 129L97 130H95V134L97 133L96 131H98V128H97V126H96ZM102 129V128H101ZM104 129V128H103ZM113 129V128H112ZM120 129V128H119ZM132 129V128H131ZM27 131H29L28 129H26ZM31 130V129H30ZM80 130V129H79ZM92 130V129H91ZM107 130V129H106ZM140 130V129H139ZM77 131V130H76ZM112 131V130H111ZM115 130H113V132H114ZM118 131V130H117ZM135 131V130H134ZM137 131V130H136ZM46 132H49L48 133V136L49 137H40V136H42L43 134H45ZM73 132V131H72ZM75 132V131H74ZM92 132V131H91ZM91 132L88 134V135H86V136H89L90 134H91ZM121 132V131H120ZM119 132V133H120ZM4 133V132H3ZM2 133V134H3ZM8 133V132H7ZM25 133H26V131H25ZM92 133H94V130H93V132ZM99 133H102V131H100L99 130V132H98V134ZM132 133H134V132H132ZM138 133H139V131H138ZM6 134V133H5ZM23 134V133H22ZM32 134V133H31ZM53 134H54V136H53ZM73 134V133H72ZM84 134V133H83ZM104 134H106L105 132H104ZM104 134H102V136H99V139L98 140H100V138H102V139H104L105 138V136L108 134H106V135H104ZM116 135V133L114 132L113 133V135ZM19 135V134H18ZM24 135V134H23ZM33 135V134H32ZM31 135V136H32ZM47 135V134H46ZM45 135V136H46ZM82 135V134H81ZM92 135V134H91ZM97 135V134H96ZM95 135V136H96ZM114 135V136H115ZM130 136H128L129 138H131V136H133L132 134H129ZM13 136V135H12ZM17 136V135H16ZM15 136V137H16ZM33 136H35V135H33ZM50 136H53V137H50ZM71 135H69V137H70ZM93 136V135H92ZM14 137V138H15ZM40 137V138H39ZM73 137V139H72V144H71V148L73 147V146H75V144H77L76 146H77V148H75L74 147V149H70V147L68 146V147H66V145H65V147L63 146V148H65L64 150H66V152L64 151V152H61V149H60V151L59 150H56L55 149V151H57V152H59V154L56 156V157H53V159H50L51 160V162L50 163H48L47 162V164H50V171L51 170H53L52 171V173H54V171H55V173L57 172V169H61V168H63L64 166L63 165H65L64 163L67 161L68 162V165H70V171L71 170H78L77 168L79 167V166H82V168L83 167H85V164H83L82 165V163H85V162H80V158L82 159V158H84L85 157V154L86 153H89V152H87V151H89V150H85V149H83V147H82V145H83V138H85V137H83V138H81L78 134H75V135H73V136H71V138ZM94 137V136H93ZM93 137H90V138H85L86 139V141L87 142H89V140H91ZM12 139V141H13V137H11ZM24 138V137H23ZM26 138V137H25ZM80 138L82 139V140H80ZM111 138V137H110ZM116 138V137H115ZM115 138H113L114 140H115ZM122 138V137H121ZM125 138V137H124ZM129 138H127V136H126V140L128 141V139ZM141 138V137H140ZM27 139H28V137H27ZM49 139H52L51 141H49ZM64 139V141H67V140H65ZM95 139V138H94ZM109 139V138H108ZM8 140H9V138H8ZM26 140V139H25ZM110 140V139H109ZM34 141V140H33ZM49 141V142H48ZM63 141V142H64ZM69 141V140H68ZM71 141V140H70ZM92 141V140H91ZM94 141V140H93ZM93 141H92V143H93ZM104 141V140H103ZM107 141V140H106ZM113 141V140H112ZM112 141H108V142H106V143H104V145H105V148H102V149H100V150H98V152L100 153H102V152H104L105 154L104 155H107V153H108V151L109 152H111L112 150L111 149H113V151L112 152H115V154L117 153V152H119V150H122L121 151V158H125L126 156V153H127V151L130 149V148H127L126 150L127 151H125V143H123V144H121V142H119V145H116V144H112L111 142ZM152 141V140H151ZM22 142V141H21ZM24 142H26V141H24ZM97 142V141H96ZM7 143V142H6ZM14 143V142H13ZM60 143V144H59ZM70 143V142H69ZM100 143V142H99ZM115 143V142H114ZM19 144V143H18ZM28 145V143H25V145ZM68 144V143H67ZM87 144V143H86ZM95 144V143H94ZM26 145V146H27ZM89 146H90V144H89ZM85 147V146H84ZM92 147V146H91ZM124 147V148H123ZM131 148H137L138 146L137 145H131L130 146ZM20 148V147H19ZM89 148V147H88ZM24 149H26V148H24ZM16 150V151H15ZM20 149H18L17 150V145H15V144H0V154L2 155V153H5V152H9L10 153V155L8 154V159L10 158V157H17L19 154H18V152L20 153V155L21 154H23L24 152H20L19 151ZM30 150V149H29ZM49 150V149H48ZM111 150V151H110ZM63 151V150H62ZM117 151V152H116ZM40 152V151H39ZM52 152H53V150H52ZM51 152V153H52ZM57 152H55V153H57ZM93 152H94V150H93ZM26 153H28V151H26L25 152V154ZM50 153V152H49ZM54 153V154H55ZM145 153V152H144ZM144 153H142V151L141 152H138V154L141 156H143L144 155ZM6 154V153H5ZM93 154H95V153H93ZM112 155H113V153H111ZM147 154H149V153H147ZM0 155V157H2ZM53 155V154H52ZM96 155V154H95ZM128 156H129V154H127ZM27 156V155H26ZM28 156H30V155H28ZM55 156V155H54ZM98 156V155H97ZM109 156V155H108ZM115 157L117 156V155H114ZM113 156V157H114ZM5 157H6V155H5ZM5 157H3V158H5ZM87 157V156H86ZM91 157V156H90ZM103 157V156H102ZM112 157V158H113ZM139 157V156H138ZM144 157V156H143ZM220 157V156H219ZM39 158V157H38ZM98 158V157H97ZM111 158V157H110ZM127 158V157H126ZM125 158V159H126ZM128 158H130V156L128 157ZM1 159V158H0ZM8 159H5V161H4V163L2 164L1 163V166H0V190H3V189H6V190H11V192H12V190H14V189H12L13 187H12V184L13 183H16L15 181L18 179V177L23 173V170H25L24 168V166H23V164H24V162H25V164H28V163H31L30 161H27L26 162V160L25 161H23V162H21L22 164L21 165H15V163H14V165L13 164H11L10 163V161L8 160ZM12 158H10V160H11ZM28 159V158H27ZM44 160H43V162H42V164H46L45 162L46 161H48L47 160V157L45 156V158H43ZM102 159V158H101ZM140 159V158H139ZM220 159V158H219ZM19 160V159H18ZM33 160H35V159H33ZM141 160V159H140ZM139 160V161H140ZM40 161V160H39ZM42 161V160H41ZM40 161V162H41ZM83 161H84V159H83ZM100 161H102V160H100ZM118 161V160H117ZM120 161H121V159H120ZM127 161V160H126ZM126 161H124L125 163H126ZM12 162V161H11ZM38 162V161H37ZM99 163V159H98V161H96V159H94V162H90V163H93V165L90 167V169L92 168L93 169V167H96V164H98ZM123 162V161H122ZM130 162H131V159H130ZM133 162H134V160H133ZM20 163V162H19ZM88 163V162H87ZM118 162H116V165L118 166L119 165V163L117 164ZM135 163V162H134ZM138 163V162H137ZM40 164V163H39ZM39 164H38V166H39ZM41 164V165H42ZM127 164H128V162H127ZM59 165V166H58ZM88 165V164H87ZM91 165V164H90ZM115 165V166H116ZM201 165V164H200ZM14 166V167H13ZM15 166H17V167H15ZM35 166H37V165H35ZM55 166H58V167H55ZM120 166V165H119ZM125 165H123V166H121V167H124ZM40 167V166H39ZM52 168V169H51ZM97 168V167H96ZM109 168V167H108ZM200 168H202V167H200ZM206 168V167H205ZM39 169V168H38ZM37 169V170H38ZM48 169V170H49ZM65 168H63V170H64ZM86 169V168H85ZM36 170V169H35ZM62 170V169H61ZM67 170V169H66ZM81 170V169H80ZM83 170V169H82ZM82 170H81V172H82ZM102 170V169H101ZM118 170V169H117ZM123 170V169H122ZM200 170V169H199ZM86 172H87V170H85ZM115 171V170H114ZM119 171V170H118ZM198 171V170H197ZM37 172V171H36ZM72 172V171H71ZM79 172V171H78ZM99 172V171H98ZM117 172V171H116ZM126 172V171H125ZM35 173V172H34ZM73 173V172H72ZM88 173V172H87ZM108 173V172H107ZM115 173V172H114ZM119 173H121L120 174V176L121 175H123L122 174V172H119ZM118 173V174H119ZM124 173V172H123ZM127 173V172H126ZM203 173V172H202ZM37 174V173H36ZM61 174V173H60ZM67 174V173H66ZM96 174V173H95ZM103 174H104V172H103ZM118 174L116 175V177H118ZM53 176H55L54 174H52ZM70 175V174H69ZM78 175H79V173H78ZM82 175V174H81ZM98 175V174H97ZM109 175V174H108ZM205 175V174H204ZM49 176V175H48ZM61 176H62V174H61ZM91 176V175H90ZM95 176V175H94ZM110 176V175H109ZM197 176V175H196ZM207 176H208V174H207ZM32 177H34L33 175H32ZM36 177H37V175H36ZM36 177H34L33 179H36ZM43 177V176H42ZM55 177H57V176H55ZM89 177V176H88ZM114 178V181H117V180H115V177H113V176H110V178ZM123 177V176H122ZM121 177V178H122ZM128 177V176H127ZM126 176L125 177H123L124 179L125 178H127ZM194 177V176H193ZM30 178V177H29ZM51 178V177H50ZM53 178V177H52ZM64 178V177H63ZM71 178V177H70ZM80 178V177H79ZM105 178V177H104ZM31 179V178H30ZM38 179V178H37ZM86 179V178H85ZM85 179H83L82 181H84ZM102 179V178H101ZM208 179V178H207ZM206 179V180H207ZM26 180V179H25ZM66 180V179H65ZM71 180V179H70ZM73 180V179H72ZM79 180V179H78ZM88 180V179H87ZM90 180V179H89ZM88 180V181H89ZM93 180V179H92ZM35 181V180H34ZM45 181V180H44ZM49 181V180H48ZM51 181V180H50ZM120 181V180H119ZM194 181V180H193ZM69 182V181H68ZM68 182H66V183H68ZM94 182V181H93ZM93 182L92 181H89V182H85L86 184H89V185H91L90 187H92L94 184H96V183H94L93 184ZM118 182V181H117ZM38 183V182H37ZM54 183V182H53ZM70 183V182H69ZM68 183V184H69ZM77 183V182H76ZM84 182H82V183H80V186H79V188H82L81 186L83 185V184H85ZM107 183H109V182H107ZM123 183V182H122ZM40 184V183H39ZM48 184V183H47ZM78 184H79V181H78ZM73 185H76L77 187H78V185L77 184H73ZM73 185H71V186H73ZM115 185H118V183L116 184V182H115ZM120 185H121V183H120ZM123 185V184H122ZM121 185V187H119L118 188V191H120V189H122L123 187H124V185H125V183H124V185L122 186ZM192 188H193V191L195 190V185H196V182L194 181L192 184ZM15 186V185H14ZM44 186V185H43ZM126 186V185H125ZM11 187V188H10ZM86 187V186H85ZM89 187V188H90ZM183 187V186H182ZM43 189H44V187H42ZM47 188V187H46ZM79 188L77 189V191H75V193H73V194H67V195H69V196H67V197H65V199H63L64 201L63 202H67V203H71L70 205H72L73 204V206H75L74 208H73V210H74V213L78 216V218H79V220L81 221V220H84V218L86 217V216H93L94 217V214H92L91 212H92V210H93V212L95 211L94 209H91V211L89 212V210H87V212H89V213H87L86 212V209H88V208H85V210H83L84 209V207H86L85 205H87L86 203L84 204V203H82V204H78L77 206L76 205H74V204H77V201H78V198L76 197L77 195H79L78 194V190H79ZM184 188V187H183ZM192 188H190V191L192 190ZM247 189H249V187H246ZM31 189V188H30ZM29 189V190H30ZM61 189V188H60ZM69 189V188H68ZM76 188L74 187V189L73 190H75ZM90 189H92V188H90ZM125 189H126V187H124V189H123V191H122V193L121 192H119L118 193V196H124L125 195ZM19 190V189H18ZM50 190V189H49ZM86 190V189H85ZM106 190V189H105ZM72 191V190H71ZM89 191H91V190H89ZM117 191V192H118ZM189 191V192H190ZM8 192H10V191H8ZM34 192V191H33ZM44 192H45V190H44ZM44 192H42L43 194H42V196H41V198H45V196L44 195H46V194H48V193H44ZM48 192V191H47ZM62 192H64V191H62ZM62 192H60L61 194H62ZM74 192V191H73ZM83 192V191H82ZM92 192V191H91ZM111 192V191H110ZM188 192V191H187ZM32 193V192H31ZM59 193V194H60ZM98 193V192H97ZM121 193V194H120ZM10 194V193H9ZM52 194V193H51ZM59 194H57V197H58V195ZM60 194V195H61ZM83 194V193H82ZM124 194V195H123ZM29 195V194H28ZM54 195H55V193H54ZM66 195V194H65ZM86 194H84V196H85ZM89 195V194H88ZM44 196V197H43ZM56 196V195H55ZM84 196H83V198H84ZM240 196V195H239ZM54 197V196H53ZM62 196H60L58 199L57 198H55V199H52V201L50 202L49 201V199H48V201H49V203L51 204L52 202H53V200L56 202L57 200H59L60 198H61ZM79 197H80V195H79ZM90 197V196H89ZM110 197V196H109ZM47 198V197H46ZM82 198V199H83ZM104 198V197H103ZM121 198H123V197H121ZM85 199V198H84ZM84 199L82 200V202H84ZM102 199V198H101ZM106 199V198H105ZM113 199H115V198H113ZM18 200V199H17ZM85 200H88L89 201V198H87V199H85ZM91 200V199H90ZM93 200H95V197H94V199ZM92 200V201H93ZM108 200V199H107ZM111 200V199H110ZM109 200V201H110ZM122 200V199H121ZM5 201V200H4ZM47 201V200H46ZM61 201V200H60ZM87 201V202H88ZM90 202V203H92L93 204V202ZM10 203V202H9ZM54 203V202H53ZM52 203V204H53ZM121 203V202H120ZM14 204V203H13ZM45 204H47V203H45ZM51 204V205H52ZM56 204V203H55ZM97 204V203H96ZM102 204H103V202H102ZM38 205V204H37ZM101 205V204H100ZM109 205V204H108ZM119 205V204H118ZM36 207V206H35ZM54 207V206H53ZM94 207V206H93ZM119 207V206H118ZM96 208V207H95ZM114 208V207H113ZM39 209V208H38ZM97 209V208H96ZM101 209H102V207H101ZM119 209V208H118ZM33 210V209H32ZM67 210H71L70 208L69 209H67ZM67 210H64L65 212H63V213H66L67 214V212H69V211H67ZM72 210V211H73ZM100 210V209H99ZM262 212L264 211V209H260ZM61 211V210H60ZM71 211V212H72ZM109 211H112V210H109ZM259 211V210H258ZM96 212V211H95ZM104 212H105V209H104ZM73 213V212H72ZM73 213V214H74ZM87 213V214H86ZM97 213V212H96ZM99 213V212H98ZM113 213V212H112ZM118 213V212H117ZM123 213V212H122ZM43 214V213H42ZM89 214H91V215H89ZM116 214V213H115ZM119 215H121V214H119ZM98 216V215H97ZM104 216V215H103ZM114 216V215H113ZM38 217H40V216H38ZM68 217V216H67ZM73 217V216H72ZM28 218V217H27ZM69 218V217H68ZM86 218H88V217H86ZM86 218H85V220H86ZM95 218V217H94ZM107 218H109V217H107ZM72 219V218H71ZM96 219V218H95ZM94 219V220H95ZM100 219H101V217H100ZM106 219V218H105ZM110 219V218H109ZM93 220V222H97V220H95L94 221ZM68 222V221H67ZM72 222H74V221H72ZM71 222V223H72ZM77 222V221H76ZM75 222V223H76ZM85 222H87V221H83L82 223L85 225ZM102 223V221H99V223ZM64 223H65V221H64ZM75 223H73V224H75ZM105 223V222H104ZM115 223V222H114ZM260 223V222H259ZM52 223H50V225H51ZM67 224H69L70 225V222L69 223H67ZM82 224V225H83ZM37 225V224H36ZM68 225V226H69ZM77 225L78 226H74V228L70 231V233L72 234V236H73V238H76V239H74L75 241H76V243H79L78 245H75V246H77L76 247V253L75 254H68L67 255V253L69 252V251H66L67 253H64V254H66V255H64L63 256V254H62V256L65 258L66 256L68 257V258H70L68 261H66V263L67 262H72V261H74V260H78V258H79V256H80V258H82V261H83V263H82V261H81V259H80V262L82 263V264H111V258L114 256L113 255V245H112V243L113 242H101L100 240V242H97V240L96 239H98L97 237L98 236H96L95 237V240H96V242L95 241H93L94 240V236H92L91 234H87V235H84V240H85V242L83 241V240H81L83 237L81 236L82 234H81V229H80V227H81V222H78L77 223ZM83 225V229L84 230H88L87 228L91 225V224H89V226L88 225H85L84 226ZM102 225H103V223H102ZM122 225V224H121ZM6 226V225H5ZM11 226V225H10ZM67 226V225H66ZM73 226V225H72ZM99 226V225H98ZM49 227V226H48ZM70 227V226H69ZM122 227V226H121ZM82 228V227H81ZM100 228H101V226H100ZM99 228V229H100ZM112 228V227H111ZM95 229V228H94ZM101 229H105L104 227L103 228H101ZM36 230V229H35ZM66 230V229H65ZM64 230V231H65ZM113 230H115V229H113ZM124 230V229H123ZM116 231H118V230H116ZM125 231V230H124ZM248 231H250V230H248ZM247 231V232H248ZM6 232V231H5ZM85 232V231H84ZM93 232H95V231H93ZM114 232V231H113ZM13 233V232H12ZM60 233V232H59ZM95 233H98V230H97V232H95ZM109 233V232H108ZM116 233V232H115ZM124 233V232H123ZM84 234H86V233H84ZM94 234V233H93ZM1 235H3V234H1ZM98 235H100L99 233H98ZM68 236H70V235H68ZM68 236L67 235H65L64 237L66 238V240H69V238H68ZM72 236H70L71 238L70 239H72ZM80 236L82 237L81 239H80V241H78L77 242V240H79V238H80ZM156 236V235H155ZM25 237V236H24ZM35 237V236H34ZM56 237V236H55ZM63 237V238H64ZM102 237V236H101ZM112 237V236H111ZM1 238H2V236H1ZM40 238V237H39ZM64 238V239H65ZM88 238V241L90 242H88V243H86V239ZM107 238V237H106ZM47 239V238H46ZM102 239V238H101ZM116 239H117V236H116ZM73 239H72V241H74ZM110 240V239H109ZM113 240V239H112ZM69 241H71V240H69ZM83 241V242H82ZM102 241H104V240H102ZM116 242H119V241H117V240H115ZM114 241V242H115ZM39 242V241H38ZM55 242V241H54ZM7 243V242H6ZM5 243V245H7ZM37 243V242H36ZM61 243V242H60ZM63 243V242H62ZM69 243V242H68ZM68 243H66L65 242V244L66 245H68ZM109 243H111V245L112 246H110L109 245ZM59 244V243H58ZM64 243L63 244H61L62 246H64L65 245ZM70 244V243H69ZM72 244H74V242L72 243ZM114 244V243H113ZM118 244V243H117ZM22 245H23V243H22ZM56 245V244H55ZM61 245H58V247H62ZM65 245V246H66ZM25 246V245H24ZM46 246V245H45ZM47 246H49V245H47ZM70 246H72V245H70ZM115 246H118V245H115ZM121 246V245H120ZM49 247H51V246H49ZM67 247H69V246H67ZM67 247H64L66 250H68L67 249ZM112 247V248H111ZM119 247V246H118ZM24 248H26V246L24 247ZM43 248L44 247H41L40 248V250H43ZM52 248V247H51ZM50 248V249H51ZM70 248V247H69ZM71 248H73V247H71ZM115 248V247H114ZM121 248V247H120ZM27 249V248H26ZM48 249V248H47ZM59 249V248H58ZM65 249H64V251H62V252H65ZM18 250V249H17ZM61 248H60V252H61ZM37 251V250H36ZM39 251V250H38ZM37 251V252H38ZM44 251V250H43ZM71 251V250H70ZM75 251V250H74ZM36 252V253H37ZM41 252V251H40ZM45 252H46V250H45ZM44 252V253H45ZM59 252V251H58ZM57 252V253H58ZM83 253V255L81 254V253ZM114 252H116V251H114ZM26 253V252H25ZM39 253V252H38ZM47 254V253H46ZM54 254H55V252H54ZM116 254V253H115ZM22 255V254H21ZM20 255V256H21ZM60 255V254H59ZM117 255V254H116ZM115 255V256H116ZM42 256H45V258H46V260L45 261H47L48 262V259L52 256V254L51 253H49V254H47V255H42ZM54 256V255H53ZM52 256V257H53ZM84 256L86 257V258H84ZM22 257V256H21ZM55 257H56V255H55ZM60 257V256H59ZM63 257H62V259H63ZM73 257V258H72ZM76 257V258H75ZM228 258L227 259H229L230 260V256H227ZM23 258V257H22ZM44 258V257H43ZM44 258V259H45ZM67 258V259H68ZM72 258V259H71ZM75 258V259H74ZM83 258H84V260H83ZM114 258H116V257H113V259ZM37 259V258H36ZM43 259V260H44ZM22 260V259H21ZM58 260V259H57ZM56 259H55V261H57ZM36 261V260H35ZM42 261V260H41ZM45 261H43V263H45ZM65 261H60V259L58 260V262H63V264L65 263ZM76 261H74V263L76 264ZM114 261V260H113ZM112 261V262H113ZM32 262V261H31ZM39 262V261H38ZM57 262V263H58ZM264 261H262V263H263ZM53 263V262H52ZM57 263H55V264H57ZM37 264H41V263H37ZM49 264V263H48ZM60 264V263H59ZM72 264V263H71ZM264 264V263H263Z\"/></svg>",
    "mask_w": 264,
    "mask_h": 264
},
{
    "label": "flooded vegetation",
    "instance_id": "3",
    "mask_svg": "<svg viewBox=\"0 0 264 264\" xmlns=\"http://www.w3.org/2000/svg\"><path fill=\"white\" fill-rule=\"evenodd\" d=\"M262 121L259 122V118H256L251 122L248 129V131L253 130L252 142L253 145L256 144L259 147L257 152H259L260 157L254 156L251 158L254 161V163L250 161L252 166L250 167L248 165L242 171V176L246 180H249L251 177L253 178L252 184L247 190H245L246 183L242 181L243 192L249 193L247 194V198H242L236 201L237 203L235 204L231 203V200L227 201V199L221 200L220 202L213 201L207 213L204 215L199 214V212L197 213L198 216L200 215L199 217L191 218L187 211H181L177 217H174L172 224H170L171 227L169 226V230H166L162 235L159 233L156 236L157 238L160 235L157 240L155 239L157 242H160L154 249L156 264H166V258L172 256L177 251L170 244L173 241L165 236L172 233H181L185 228L191 229L190 234L182 240H174V242L185 243L186 250L184 258L182 261H174L170 264H212V261L224 260L227 256H230L229 264H233L236 256L244 251L245 242L252 235L262 230L264 226V211L259 225L257 227H248L242 232L241 237L237 241L234 239L237 224L228 219L230 218L232 220L234 216V221L242 220L240 212L246 211L248 212L247 218L251 220L254 212L264 209V122ZM245 144H247V141H245ZM254 178L256 179L254 180ZM236 179L235 177L234 180ZM251 199L252 201H250ZM192 223H204L202 232L199 233L198 229H195ZM226 242H230V245L227 247H225ZM164 245L168 247L166 250Z\"/></svg>",
    "mask_w": 264,
    "mask_h": 264
},
{
    "label": "water",
    "instance_id": "4",
    "mask_svg": "<svg viewBox=\"0 0 264 264\" xmlns=\"http://www.w3.org/2000/svg\"><path fill=\"white\" fill-rule=\"evenodd\" d=\"M247 144L250 145L253 142V136L252 133L250 132L247 135ZM223 211V209H221ZM229 213V212H227ZM231 214V213H230ZM241 215V219L242 220H236L234 221L235 217H232V220L230 218H228L230 221H232L233 223H236V233H235V238L236 241L239 240V238L241 237V234L244 230H246L248 227H257L259 225V222L263 216V212L261 210L256 211L252 214V218L251 220H249L247 218L248 212L243 211L240 212ZM245 215V217H243ZM243 217V218H242ZM194 224L193 226H195V229H198V232L201 233L202 232V228H204V223H192ZM191 232L190 228H185L183 229V231L181 233H172V234H167L165 237L168 239H171L170 244L177 250L172 256L169 257V261L174 262V261H182L185 255V243L184 242H174V240H182L184 238H186ZM230 242H226L225 243V247L229 246ZM228 257L224 258V260L222 261L220 260H215L212 261V264H229V259H227Z\"/></svg>",
    "mask_w": 264,
    "mask_h": 264
}]
</instances>
